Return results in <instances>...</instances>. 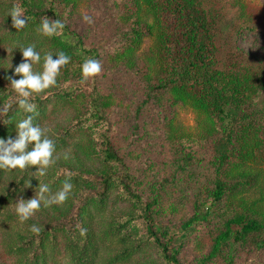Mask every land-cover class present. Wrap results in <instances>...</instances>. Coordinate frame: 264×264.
Instances as JSON below:
<instances>
[{
    "label": "trees",
    "instance_id": "trees-1",
    "mask_svg": "<svg viewBox=\"0 0 264 264\" xmlns=\"http://www.w3.org/2000/svg\"><path fill=\"white\" fill-rule=\"evenodd\" d=\"M125 1L113 60L132 66L144 40L151 41L144 50V97L134 114V134H139L141 115L165 93L171 96L170 108L193 109L197 129H179L178 117L166 115L169 138L175 141L168 168L174 171L160 182L155 173L149 180L158 178V186H147L150 181L139 179L142 167L115 138L108 116L114 100L99 75L80 83L83 59H102L72 25L83 0H9L8 7L17 3L29 22L19 32L10 15L0 23V54L6 56L0 59V107L11 104L0 115V138L15 137V121L27 115L13 103L8 86L14 73L8 60L18 65L23 59L17 47L34 44L42 59L45 52L63 51L71 60L57 85L33 101L34 123L54 140L58 159L39 180L30 177L35 166L0 171V264H184L186 244L200 226L211 225L208 249L195 264H238L245 248L257 254L245 263L264 264V62L231 37L218 40L210 0ZM231 1L241 22L237 31L264 34V6ZM42 18L63 21L62 34L40 35L36 29ZM34 70H42V61ZM59 117L68 122L52 126ZM66 173L72 193L49 219L20 223L8 211L39 182L57 191ZM28 178L31 186L24 187ZM172 186L177 191L168 194ZM167 195L172 212L179 211L178 204L189 211L170 226L159 218ZM32 224L41 228L38 235L30 231Z\"/></svg>",
    "mask_w": 264,
    "mask_h": 264
},
{
    "label": "rangeland",
    "instance_id": "rangeland-1",
    "mask_svg": "<svg viewBox=\"0 0 264 264\" xmlns=\"http://www.w3.org/2000/svg\"><path fill=\"white\" fill-rule=\"evenodd\" d=\"M3 1L0 4V23L3 17L8 13L9 0ZM252 4L256 3L264 6V0H247ZM119 3V4H118ZM125 0H83L81 7L71 16L72 25L84 35L86 42L93 47L99 49L101 54L102 72L99 74L101 86L111 94L114 103L109 110V119L112 121L113 133L120 147L124 152H129L132 156L133 164H138L142 167L140 180H143L147 186L156 184L157 179L149 180L154 177L155 173H159V182L162 176H170L174 167L168 168L170 160L173 159L175 141L169 138L168 129L166 127V115L172 114L178 117V128L189 131H195L196 115L190 107L175 106L170 108L168 104L171 101V96L168 93L160 96L159 102H153L143 116L141 115L139 134L133 132L135 121V111L139 102L144 97L145 79L144 74L147 71L146 61L144 59V50L151 43L150 39H145L141 49L136 55L134 65L126 66L124 61L117 62L113 60V48L117 44V32L124 22L122 12H126L128 5ZM216 24L215 32L218 40L227 42L231 37L236 41L237 45L245 52L250 53L253 58L264 62V34L258 31H247L239 27V21L236 20L238 15L237 8L231 0H210L208 1ZM255 11V9H253ZM91 16L92 23L86 22L82 15ZM243 22V21H242ZM122 29V28H121ZM219 41V42H220ZM2 52V51H0ZM225 55L231 54L221 51ZM6 59V56L0 54V59ZM11 63L12 70L17 66L15 62L8 60ZM67 119L59 117L52 126L67 123ZM57 124V125H56ZM174 141V142H173ZM174 145V146H173ZM82 158V156H81ZM73 162H76L75 159ZM167 164V166H166ZM168 172V174H167ZM151 185V186H152ZM142 186L145 185L142 183ZM175 190L168 191V194H174L177 191L176 186H172ZM147 189V188H146ZM157 189V188H156ZM155 189V190H156ZM171 192V193H170ZM149 188L146 194H150ZM183 192L178 191L181 196ZM35 195L33 190H27L24 199H29ZM168 196L165 198L164 208L166 211L159 215L160 221L166 225H174L182 217L188 214V208L185 209L181 204H178V212H172L173 203L169 201ZM169 206H171L169 208ZM59 205H51L50 207H41L32 217L47 220L54 215L56 208ZM16 204L12 205L8 211L14 213ZM211 227H199L198 234L193 236V239L186 244L181 260L184 264H195L198 257L206 253L208 247V233ZM244 257H240L238 264L245 263L249 258L256 257V251L250 248H245L243 251ZM249 256V257H247ZM210 264H222L219 260ZM251 264V263H245Z\"/></svg>",
    "mask_w": 264,
    "mask_h": 264
},
{
    "label": "clouds",
    "instance_id": "clouds-1",
    "mask_svg": "<svg viewBox=\"0 0 264 264\" xmlns=\"http://www.w3.org/2000/svg\"><path fill=\"white\" fill-rule=\"evenodd\" d=\"M11 16L12 27L17 32L24 29L29 22L28 17L24 15V10L17 4L13 3L7 13ZM82 18L91 24L92 18L83 14ZM65 25L64 22L55 19L49 20L42 18L36 31L46 37L62 34ZM22 53V61L14 68V73L9 76L11 95L14 96L18 110L27 114L22 119L15 121V137L9 136L7 139L0 138V171L8 172L25 169H31L33 175L38 180L40 176L47 175V170L56 160L55 142L47 135V131L39 123H34V115L37 113V106L33 102L36 96L46 93V90L55 87L58 83L57 77L62 68L67 65L71 57L63 51L45 52L43 59L40 51L34 44L26 47H17ZM56 56L54 59L53 56ZM42 70L35 71L34 65L41 64ZM102 72V64L96 58H84L80 64V83L86 84L90 78H94ZM19 76V78H14ZM11 109V104L5 103L0 107V115L7 114ZM64 158L67 159L65 153ZM66 179L62 186L55 192L51 190L47 183H38L35 188V195L29 199L21 197L16 201L15 214L20 223L29 220L41 207H50L51 205L63 204L71 195L73 185L70 174H65ZM29 177V178H30ZM27 179L24 187L31 186V179ZM23 187V188H24ZM21 188V190H23ZM30 231L39 234L41 228L35 224L30 225ZM83 234L84 229H80Z\"/></svg>",
    "mask_w": 264,
    "mask_h": 264
}]
</instances>
